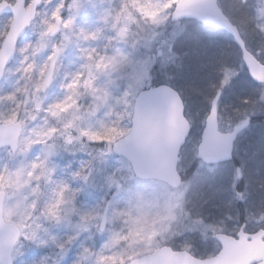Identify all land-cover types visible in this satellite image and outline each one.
<instances>
[{
	"label": "clouds",
	"instance_id": "9594fccd",
	"mask_svg": "<svg viewBox=\"0 0 264 264\" xmlns=\"http://www.w3.org/2000/svg\"><path fill=\"white\" fill-rule=\"evenodd\" d=\"M28 8L26 28H12L10 22L0 28V80L10 83L7 90L0 84V264H16L26 244L46 243L42 234L48 232L45 222L52 221L48 211L53 201L44 189L57 168L53 154L87 152L90 159L73 174L87 182L93 161L106 160L117 143L127 144L145 163L138 167L118 159L105 175L104 194L85 213L84 222L88 239H103L98 249L84 247L81 258L87 253L95 255L92 264H156L160 251L184 232L199 230L215 238L225 220L213 224L194 215L202 193L192 192L191 179L180 175L181 145L161 136L146 147L136 134L135 91L146 86L145 80L156 79L157 63L166 69L179 58L177 29L186 31L190 18L178 16L169 0H30ZM86 8L94 16L91 25L79 21ZM229 11L237 44L243 41L247 47L248 39L258 36L264 45V0H229ZM25 31L28 38L21 42ZM69 48L75 49L71 68L63 59ZM262 51L264 47L256 49L255 56ZM132 68L142 69L143 78L133 79ZM227 82L224 77L221 85ZM258 83L264 100V80ZM53 84L55 93L50 92ZM234 111L243 116L237 127L248 122L239 109ZM97 135L111 139H93ZM162 159L168 161L171 181L160 174ZM242 175L237 169L236 179ZM56 187L53 181L52 191ZM258 188L255 207L247 204L252 194L248 182L244 192L235 194L246 205L244 221L234 225L237 233L250 223L259 226L257 234L264 233V183ZM239 215L225 213L228 220ZM20 264L26 262L21 259Z\"/></svg>",
	"mask_w": 264,
	"mask_h": 264
},
{
	"label": "rangeland",
	"instance_id": "374dc122",
	"mask_svg": "<svg viewBox=\"0 0 264 264\" xmlns=\"http://www.w3.org/2000/svg\"><path fill=\"white\" fill-rule=\"evenodd\" d=\"M176 2L177 0H169V3L174 6ZM217 3L227 16L230 17L232 15V13L229 11V0H217ZM79 21L81 23L86 22L87 24L91 25L94 23V16L91 14V11L86 8L81 12ZM7 23L8 18L1 21L0 28H3ZM187 23L189 28V22L187 21ZM177 30L180 32V34L175 37V45L176 51L180 53L179 58L176 59L174 64H170L166 69H161L157 63L153 71L156 72L155 80L171 85L180 93L184 103V114L191 125L190 135L181 152L179 160V169L185 172V170H187L192 165L193 159L196 158V145L199 142L200 133L204 125V119L208 112L211 98L216 89L220 88L223 92L221 101L218 104V124L221 131L231 130L233 125L243 118V116H238L235 114L234 110H236L237 107L246 116L255 115L256 117L264 119V100L259 99L260 85L256 86L255 89V85L244 74H242L243 72L246 73V69L244 68L243 62L241 60L240 52L237 49V52H235L234 48L230 45L221 49V46H224L226 43L225 34L219 31L212 33H206L202 31L199 34L200 43L198 44L197 38L196 44H198L200 52L204 51L203 55L205 56V60L199 59L200 61L197 62V60L192 57V51L185 52L184 50H180L181 47L185 49L191 44L189 40H181L180 38L181 35L186 33L187 30L183 31L180 26H178ZM27 38L28 35L25 31L20 40L23 42V40ZM262 47H264V45L259 43L258 36H253L247 41V48L254 54L256 49ZM220 49V54L216 59L212 50L216 53L217 51L219 52ZM234 52L235 54H232ZM227 53L232 54L229 60V67L223 69L222 75L218 78V75L212 73L214 67L208 66L218 65L220 61L222 63H220L222 67L228 65L226 61ZM196 55L197 54H194V56ZM256 57L261 60L262 63H264V51H262L261 54ZM74 58L75 49H67L63 57L64 64L69 68L74 67V65L69 64V61L73 60ZM210 59H212L211 62ZM206 66L208 68L203 75L200 73L198 76H196L191 70L195 69V67L202 70L205 69ZM235 71H238V74H234ZM164 72H167L168 75L165 76ZM129 73L135 80H140L143 78L142 69L132 68L129 69ZM224 77L228 78V82L221 85V80ZM235 78L237 79L235 80ZM215 80H217V82L215 83L213 91L210 94L212 83ZM144 82L146 86L137 89L135 91L134 98L140 90L148 88L151 85V83H148L146 80ZM0 84H3L4 90H7L10 87V83H5L2 80L0 81ZM196 86L199 87V89L202 86L200 93L194 89ZM229 86H231L230 89L233 96H247L249 97V103H245V101L241 102L242 97L235 99L229 90ZM57 91L58 89L56 84H53L51 86L50 92L55 93ZM257 135H259L261 138H258L257 141H254L253 144L249 146L248 141L251 138H255ZM93 139L110 140L111 136L105 137L97 135L93 137ZM92 147L95 149L102 147V145H93ZM258 150H262L261 155L264 154V123L256 122L239 136L235 145L234 162L224 164L223 166L225 172H227L228 175L231 174L230 177H232V181L230 184L232 189L236 186L237 168L239 167V170L242 172V176L245 179L244 182L246 187L248 174L246 170L250 168L251 162L255 171L257 170L260 172L261 181L264 183V170L262 169L264 165V156L261 162L258 159ZM35 151L36 149L33 150V154ZM248 153L251 160L246 162V160L249 158ZM0 156H3L2 150H0ZM51 159L53 163L57 165V168L53 174L52 181H50L44 189L46 195L51 197L53 201L48 211V215L52 218V221L50 223L45 222L44 227L48 229V232L47 234H42L43 238L46 240V243L40 246H36L35 244H26L25 255L21 258H18L16 264H20L21 259L25 261L26 264H30L32 261H37L39 264H57V261H59V264H73V262L78 258L81 259V264H92V262L95 260V255L89 257L87 253H85L81 258L80 254L83 252L84 247H88L90 249L94 247L98 249L103 237L97 235L92 239H88L90 233L84 227V222L86 219L85 213H87L92 208V206L95 205L100 196L104 194L102 185L104 184L105 175L116 166L118 159L124 158L121 156H116L114 153H112L107 157L106 160L93 161L92 174L88 178L87 182H85L83 178L74 177L73 175L80 167V162L90 159L87 152L78 151L73 155L66 151H59L55 152ZM69 162H71L70 166H68ZM214 167L215 166H206L200 161H197L195 165V168H197L198 172L200 171L201 173V179L205 178L211 181L222 180L223 174H214ZM85 171H87V169H85ZM210 172L213 174H208ZM200 173H198L195 177L199 178ZM192 174L193 172L188 175L187 180L191 179L192 181ZM53 181L59 185V187H56L55 191H52ZM199 183L200 185L196 189L192 188V192L202 193V196L199 198L200 201L203 198V190L208 184H205L206 182L203 180H200ZM252 197L253 195L248 196L247 203L252 201L251 204L253 207H255L258 200H255ZM202 211L203 205L199 203L198 213L196 210H194V215H201ZM239 219L240 215L238 219H226L225 223L227 228L225 227L223 231L234 233L236 231L234 229V225L238 227L244 221V219ZM220 221H217L216 223L218 224ZM258 227V225L250 223L248 224L246 230L254 231ZM69 237H71V239H69ZM65 241H67V243H64ZM215 242L216 241H213L211 233H209L207 236H202L201 232L197 230L184 232L183 235L176 236L171 241V247L176 250L188 251L197 257H203L201 254L196 252V250H199L203 247L204 249H208L207 246L210 245V243L213 244V247H216L217 244ZM61 244H63V248L60 247ZM105 259L107 260L110 258L106 256ZM111 259L114 260V258Z\"/></svg>",
	"mask_w": 264,
	"mask_h": 264
},
{
	"label": "water",
	"instance_id": "95a60500",
	"mask_svg": "<svg viewBox=\"0 0 264 264\" xmlns=\"http://www.w3.org/2000/svg\"><path fill=\"white\" fill-rule=\"evenodd\" d=\"M178 16L196 19L206 26L222 29L233 37L228 17L219 8L217 0H178L175 4ZM11 13L12 28L24 29L29 24L30 10L25 8V0H16L12 6L5 1L0 2V15ZM237 44V43H236ZM249 75L258 82L264 80V65L249 51L241 41L237 44ZM251 53V54H250ZM178 92L169 85L161 84L142 90L135 97L134 105L140 119L136 134L146 147H152L159 137L165 136L170 142L181 146L190 131V125L184 116V106ZM221 91L218 90L212 99L201 139L197 146V157L204 163L212 164L232 158L233 143L237 134L249 123L235 126L231 132L221 133L218 130L217 102ZM115 154L124 156L130 164L144 166L130 151L127 144L117 143ZM160 174L165 179L173 180L168 173V161H158ZM238 240L226 234L217 233L216 239L221 244L220 252L214 257L198 259L186 251H175L171 247L160 251L156 264H259L264 261V233L248 234L240 231Z\"/></svg>",
	"mask_w": 264,
	"mask_h": 264
},
{
	"label": "trees",
	"instance_id": "16d2710c",
	"mask_svg": "<svg viewBox=\"0 0 264 264\" xmlns=\"http://www.w3.org/2000/svg\"><path fill=\"white\" fill-rule=\"evenodd\" d=\"M188 22H189V28L187 29L186 33H183L181 35L180 38H181V40L182 39L183 40H186V39L189 40V42L191 44L189 46H187L185 49L181 48V51H183V50L185 52L186 51H189V52L192 51L191 52L192 57L194 59H196L197 62H199L201 59L205 60V56L203 55L204 51L200 52V49L198 47V44L200 43L199 34L202 31H204L206 33H212L213 30L206 28V27L200 25L198 22L193 21V20H189ZM185 36H186V38H185ZM187 37H189V38H187ZM197 38H198V44H196ZM225 41L227 44L226 46L230 45L234 48L235 51L238 50L228 35H226ZM194 54H197V55L194 56ZM214 54H215L214 57H216V59H217L218 55L220 54V50H219V52L217 51L216 53L214 51ZM228 54L229 53L226 54V59H227ZM185 55H187V54H185ZM220 63H221V61L218 63V65L211 66V67H214L212 70V73L216 74L218 76L221 74L220 69H222V66H221L222 63L221 64ZM207 68L208 67L206 66L205 69H202V70L197 68V67H195V69H191V68L190 69L194 72V74L196 76H198L200 73L203 75ZM218 70H219V72H218ZM216 81L217 80H215L212 83L210 93H212ZM157 83H160V82H158L157 80H153L151 82V85L157 84ZM194 89L200 93L202 86L200 87V89L197 86ZM236 115H237V113H236ZM261 119L262 118H260V117H255L253 122L261 121ZM196 163H197V161H196V159H194L192 162V165L187 169L186 174L184 176V179H186L190 173H192V172H193V174L195 173ZM215 171L216 172L214 174H217V173L223 174V179H222L223 181H217V180L212 181V184H214L213 185L214 187L210 186V184H208L209 186L205 187V189L203 190V198H202V200L199 201V203L203 205V211H202L201 215L204 217L206 222H211L213 224H217L216 222L220 221L222 218L224 220H226L227 217L225 216V213H230L233 217H235L237 211H239V213H240V219L239 220L244 219V209L246 206L245 202H242V201L236 199V197H235L236 192H244L245 191L246 187H245L244 178L241 177L239 179H236V186L232 189L231 184H230L232 181V177H230L231 174L228 175L227 172H225V170L222 167H219ZM249 174H251V173H249ZM257 178H259V177H257ZM260 179L252 178L251 182L248 183V191L252 193L251 194V195H253L252 198H254L255 200H258V201H259V195H260V189L258 188V185L261 184ZM253 180H255V181H253ZM205 200L207 201V203H204ZM251 202L252 201L247 203L249 207H253ZM257 202H256V204H257ZM207 247H208V249H204V247H203L199 250H196V252L201 254V256H208L217 250V246L213 247L212 243H210V245H208Z\"/></svg>",
	"mask_w": 264,
	"mask_h": 264
}]
</instances>
